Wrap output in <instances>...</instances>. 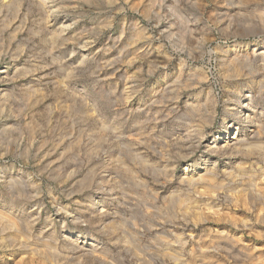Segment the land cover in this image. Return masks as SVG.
<instances>
[{"label": "rangeland", "instance_id": "374dc122", "mask_svg": "<svg viewBox=\"0 0 264 264\" xmlns=\"http://www.w3.org/2000/svg\"><path fill=\"white\" fill-rule=\"evenodd\" d=\"M0 264H264V0H0Z\"/></svg>", "mask_w": 264, "mask_h": 264}, {"label": "bare ground", "instance_id": "6f19581e", "mask_svg": "<svg viewBox=\"0 0 264 264\" xmlns=\"http://www.w3.org/2000/svg\"><path fill=\"white\" fill-rule=\"evenodd\" d=\"M223 133L225 134V133H227V131H226V132H223ZM233 139H234V140H233ZM225 140H226V139H225ZM221 141H223V139H222ZM229 141H232L231 143H237V142L235 141L234 135H233V137H232V140H230V138H229V140H228L227 142L229 143ZM237 141H239L238 138H237ZM224 142H226V141H224ZM227 142H226V143H227ZM214 143L216 144L217 142H216L214 139H211V140H210V144L213 145ZM215 144H214V145H215ZM215 146H216V145H215ZM184 169H185V168H184ZM205 172H206V171H205ZM183 173H184V172H183ZM184 175H186L185 178H187V174L184 173ZM184 175H182L183 178H184ZM205 176H206V175H205ZM190 180H191V179H190ZM249 180H250V179H249ZM152 210H153V209H152ZM156 210H157V209H156ZM157 212H158V211H157ZM155 213H156V212H155ZM128 231H129V230H128ZM124 234H125V233H124ZM130 235H131V234H130ZM132 237H133V236H132ZM135 238H136V237H135ZM154 238H155V237H154ZM159 238H160V237H159ZM157 239H158V237H157ZM126 240H127V239H126ZM128 244H129V243H128ZM130 244H131V243H130ZM135 247H136V246H135ZM195 260H196V259H195Z\"/></svg>", "mask_w": 264, "mask_h": 264}]
</instances>
